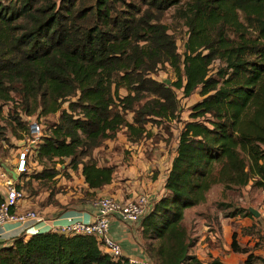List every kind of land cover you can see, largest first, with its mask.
I'll return each mask as SVG.
<instances>
[{"label": "trees", "instance_id": "trees-1", "mask_svg": "<svg viewBox=\"0 0 264 264\" xmlns=\"http://www.w3.org/2000/svg\"><path fill=\"white\" fill-rule=\"evenodd\" d=\"M169 7L187 27L182 52L162 21ZM165 62L170 83L151 75ZM176 89L201 98L178 132L166 193L134 223L145 260L114 259L91 235L45 231L1 246L0 264H224L192 254L185 210L216 184L264 191V0H0V116L11 103L6 119L22 138L27 116L58 112L36 147V177H54L45 161L69 157L96 193L115 165L98 164L92 149L122 127L139 140L151 134L148 121L177 118ZM237 214L252 216L242 207L224 216Z\"/></svg>", "mask_w": 264, "mask_h": 264}, {"label": "rangeland", "instance_id": "rangeland-1", "mask_svg": "<svg viewBox=\"0 0 264 264\" xmlns=\"http://www.w3.org/2000/svg\"><path fill=\"white\" fill-rule=\"evenodd\" d=\"M173 11L174 7H169L165 11L162 21L169 26L170 32H174L177 50L182 52L183 44L187 37V27L183 24L182 20L173 18ZM217 64L218 62H215L211 65L212 71H215ZM151 75L167 83H170L176 78L173 68L167 62L160 63ZM175 91L179 99L178 117L175 119H162L160 122L148 121L146 123V127L151 130V134L148 137L152 138V142L157 143L156 147L159 148L158 152L164 151L166 150L165 148L168 147L171 154V151L175 147L176 136L178 135L183 121L190 119L189 113L191 111V105L201 98L197 90L189 96H184L181 89H176ZM120 93L125 94L126 90L122 88L120 89ZM66 105L67 102H64L63 106ZM13 107L11 103L4 105L3 112L0 116V125H5L3 131L0 133V172H5L4 175H0V184L2 183V178L7 177L6 174H8L4 168V164L14 168L17 163L20 147L23 144L28 145L27 133H23L22 138H17L13 135L8 125L6 116H8V113L11 114L15 112ZM33 117L42 123L43 133H45L49 132L48 129L45 130V127L57 120L58 112L48 116L37 117L33 115ZM126 117L132 120L133 113L127 112ZM21 118L25 120L26 116L22 114ZM159 140L162 141L159 142ZM163 142H165L167 146H165ZM148 146V142L143 139V137L139 140H131L128 138L125 127H122L118 130L115 137L104 139L99 146L93 148L91 156L97 159V162L104 164L112 163L116 166L121 165L123 168L128 167V169L137 170L138 165L134 159V155L138 154L140 158L145 160L143 164L147 165L150 162L148 153L150 150ZM30 147H32L33 153L26 162V169L21 173L20 181H17L15 184H19V187L24 190L26 193L25 201L27 200L32 207L46 213V215L60 214L68 209L80 210L84 205L93 204L99 197H102L98 192L95 193L89 190L88 186L84 183L83 176L79 169H71L69 157H64L62 160L45 161L48 167L58 169V173L54 177H36L35 174L43 169V164L39 162L36 157L35 147L32 145H30ZM140 170L143 171L141 168ZM123 173H117L116 176H120ZM148 174L151 177V174ZM0 189H2L1 186ZM229 191H234L232 195L237 197L238 201L242 197L243 202H246V204H255L254 206H257V210L260 209L264 203V200L261 201L258 198L254 199V196L244 199L241 191L238 192L236 189H227L222 184L213 186L208 192L207 204L203 207H199L198 211L194 212V216H191L192 220L194 219L193 222L190 220L188 225L191 234H197V229L195 230L194 227L198 226V224L200 226L199 228L203 230L202 238L200 239V237H198L199 241L196 240V244L191 252L203 263L210 262L216 258L224 264H264V239L261 234V226H257L253 223L255 227H250V225H246V222H242V217H236L234 219L225 216L219 218L218 222L215 221L216 213L223 216L233 210L231 205L234 204V201L233 198L229 196ZM148 200L150 203L151 199L149 197ZM220 203L230 204V208L225 205L221 207L218 205ZM196 219L199 221H196ZM195 223L196 225H194ZM210 224L211 228L209 227ZM212 224L213 228L214 225L217 228L215 227L212 229ZM223 225L225 226L224 229ZM229 226H231V230H228L227 227ZM210 229L214 230L211 234L209 233ZM232 230L236 232V249H233L231 245ZM207 241L209 242L207 243ZM203 245L204 247L200 248V246Z\"/></svg>", "mask_w": 264, "mask_h": 264}, {"label": "crops", "instance_id": "crops-1", "mask_svg": "<svg viewBox=\"0 0 264 264\" xmlns=\"http://www.w3.org/2000/svg\"><path fill=\"white\" fill-rule=\"evenodd\" d=\"M143 139H145L149 145L148 149L150 150V152L148 153H149L150 162L147 165H144L143 163L145 162V160H143L142 158H140V156H138V154H136L134 155L135 156L134 159L138 165L137 170L128 169V167L123 168L121 167V165L116 166L114 164L115 170H114V175H113L111 183L103 186L101 189H98L96 191L98 192L100 196L102 197L112 196L120 201H125L128 199H134L138 195L145 194L151 200H157L158 198H160L162 195L166 193V190L164 188V182H165L167 171L171 164V160L173 156L175 155L176 143H175L174 149L171 151V154H170L168 147L165 148L166 150L158 152L159 148L156 147L157 143L152 142L151 137L145 136L143 137ZM176 140H177V136H176ZM161 141L162 140H159V142ZM163 144L167 146L165 142H163ZM98 164H104V163L98 162ZM109 164H112V163H109ZM139 167L143 169V171H141ZM151 169H152V173H151ZM117 173L118 174L123 173V174L120 176H116ZM148 173L151 174V177L149 176ZM216 185H219V184H216ZM236 190H238V192L241 191L244 199H247V197L254 196V199L258 198L261 201L264 200V191L260 189H252L251 184L241 188L240 190L239 189H236ZM0 191L2 192V189H0ZM229 192H230L229 196L233 198V201L235 204V205L232 204L233 207H242V208H247V209L252 207L257 210V206H254L255 204L254 205L246 204V202H243L242 197L240 198L239 200L240 202H239L237 197L232 195L234 191H229ZM207 195H206V201L204 203L187 208L184 212L183 222L185 226L187 227L189 231V235L192 239V242H193L192 248L196 244L195 243L196 240L199 241L198 237H200V239L202 238L203 230L199 228L200 226L198 224V226L194 227L195 230L197 229V234L192 235L188 225H189L190 220L192 222L194 221V219L192 220L191 218V216H194V212H197L199 207H203L207 204L206 203ZM24 208L35 210L39 216H41L42 218H44L45 220H47L48 222L52 224H65L69 222L70 219H80L83 221H90L94 218V215L96 213V208L93 206V204L84 205V207L80 210L68 209L60 214H48V215H46V213L41 212L37 208L32 207L28 203L27 200L23 202L19 207V209H24ZM257 211L260 213L259 217H255L253 216V214L252 216H241L237 214L235 216L233 215L228 216V218L232 217L235 219L236 217H242V222L243 223L246 222V225L248 224L250 225V227H255L253 226V223L256 224L257 226H261L260 227L261 234L263 235V239H264V218H263L264 203L262 207L258 209ZM215 215H216L215 221L217 222L219 218L225 217L224 215L222 216L219 213H216ZM196 221H199V220L196 219ZM194 225H196V223ZM137 227L138 226H136L135 224L123 222L118 217L112 218L110 221V225H109V234L113 239H115L120 244L121 249H122V256L128 257L133 262L143 261L147 258L145 252L143 251L139 243L140 238H139V231ZM224 227L225 226L223 225V229ZM227 228L228 230L229 229L231 230V226ZM20 235H23L25 236V238H28L32 234L24 233L22 225H19L14 222L5 223L3 226L0 227V247L12 244L13 240ZM208 242L209 241H207V243ZM202 247H204V245L200 246V248Z\"/></svg>", "mask_w": 264, "mask_h": 264}, {"label": "built area", "instance_id": "built-area-1", "mask_svg": "<svg viewBox=\"0 0 264 264\" xmlns=\"http://www.w3.org/2000/svg\"><path fill=\"white\" fill-rule=\"evenodd\" d=\"M29 132L27 133L28 145L20 147L17 163L13 168L18 177L26 169V162L32 155V145L36 147L42 141L43 125L33 116H27ZM4 175L5 172H0ZM8 173V172H7ZM2 178V202L0 203V227L7 222H14L23 226L26 234H35L45 231H58L66 234H86L97 239L99 248L110 254L114 259L122 256L120 244L109 234L110 221L114 217L120 218L123 222L134 224L139 222L149 209L148 196L141 194L134 199L120 201L112 196L100 197L93 202L96 208L94 218L90 221L70 219L65 224H52L38 215L32 209H19L25 202L26 193L23 189L16 187L18 178H13L9 173ZM29 223V224H28ZM210 234L214 230H209ZM213 236V235H212Z\"/></svg>", "mask_w": 264, "mask_h": 264}, {"label": "water", "instance_id": "water-1", "mask_svg": "<svg viewBox=\"0 0 264 264\" xmlns=\"http://www.w3.org/2000/svg\"><path fill=\"white\" fill-rule=\"evenodd\" d=\"M4 168H5V170L13 177V178H15V179H17L18 178V173L13 169V168H11L10 166H8V165H5L4 164ZM249 211L253 214V216H255V217H259V215H260V213L256 210V209H254V208H252V207H250L249 208Z\"/></svg>", "mask_w": 264, "mask_h": 264}]
</instances>
